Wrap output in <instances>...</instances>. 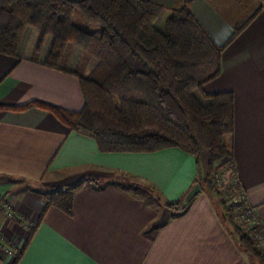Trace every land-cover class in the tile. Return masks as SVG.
Listing matches in <instances>:
<instances>
[{"label":"crops","instance_id":"crops-1","mask_svg":"<svg viewBox=\"0 0 264 264\" xmlns=\"http://www.w3.org/2000/svg\"><path fill=\"white\" fill-rule=\"evenodd\" d=\"M154 1L175 7L186 0ZM188 3L219 44L237 21L255 14L225 49L222 73L205 91L234 93L235 129L228 138L234 173L264 230V0ZM23 41L18 56L0 53V199L6 201L0 233L20 247L45 206L44 190L99 182L76 195L73 215L48 211L19 264H253L205 190L182 212L140 200L139 183L166 201L184 198L199 178L192 155L178 148L101 152L93 138L49 110L9 108L41 100L80 111L85 104L79 77L32 59L33 47ZM12 261L0 247V264Z\"/></svg>","mask_w":264,"mask_h":264},{"label":"trees","instance_id":"trees-1","mask_svg":"<svg viewBox=\"0 0 264 264\" xmlns=\"http://www.w3.org/2000/svg\"><path fill=\"white\" fill-rule=\"evenodd\" d=\"M77 13L83 25L76 23ZM254 17L235 25L229 39L219 44L188 1L168 7L154 0H0V53L18 56L26 28H38L39 51L48 36L53 38L44 64L77 75L85 99L80 111L41 100L9 108L36 106L49 110L70 130L93 138L101 152L178 148L192 155L198 170L196 183L215 194L223 209V222L251 262L264 264V248L255 231L264 232L263 228L255 215L250 216L255 222L250 227L252 235L237 224L232 204L223 196L218 182L217 168L222 161L236 171L228 140L235 129L234 93L205 91V85L222 73L225 49ZM158 21H162V27ZM76 45L97 59L88 75L66 68L65 53ZM98 182V178L82 179L44 190L45 206L36 223L29 225L27 239L20 247L9 243L15 252L11 264H19L51 208L73 215L76 195ZM142 192L139 198L149 206L160 204L176 212L188 206L183 198L169 202L150 188ZM242 193L244 202L239 205H245V212H249L252 207L243 189ZM0 204L4 208L6 201L0 199Z\"/></svg>","mask_w":264,"mask_h":264},{"label":"rangeland","instance_id":"rangeland-1","mask_svg":"<svg viewBox=\"0 0 264 264\" xmlns=\"http://www.w3.org/2000/svg\"><path fill=\"white\" fill-rule=\"evenodd\" d=\"M184 1V0H182ZM189 2V0H186ZM254 2H261L263 0H252ZM180 6V5H178ZM175 6V7H178ZM78 14V13H77ZM75 17L76 23L82 24V20L79 18V14ZM243 20L237 21L235 25L240 24ZM160 22V23H159ZM87 24V23H86ZM83 25V24H82ZM162 21H158V26L162 27ZM89 27V26H88ZM93 28H95L93 26ZM90 29V27H89ZM96 30V28H95ZM39 38H40V30L36 27L29 26L26 28L24 31L22 41L25 42V44H29L30 46L33 47V51L30 52L33 57L40 58L45 61L48 57V52L51 48L53 38L51 36H48L44 46L42 49L39 51L38 46H39ZM21 41V43H22ZM64 59L66 60V68L74 71H79L82 72L83 74L88 75L91 71L92 68H94L97 65V59L89 57L88 52L86 51L85 48L81 46H71L69 50L65 53ZM218 182L220 185L221 190L223 191V196L226 198L229 204H232V211L236 215V221L237 224L245 231L248 232L249 234L252 235V230L250 227L252 224H254L250 218L252 215L249 212H245L246 206L244 205H239L242 201L244 202V197L242 193V188H238L235 180V173L231 169L229 165H227V162L222 161L218 165ZM137 185V184H136ZM138 191L141 194L140 197L143 195V190L149 189V187H143L141 183L138 184ZM204 190H205V195L210 199V202L216 206L217 211L219 212L220 215H223V209L215 196V194L205 185ZM252 209V208H251ZM254 218V216H253ZM0 239L2 240V244H7L8 248H12L7 243V240L4 238V235L0 233ZM13 251V248H12ZM15 257V252L12 253V260Z\"/></svg>","mask_w":264,"mask_h":264},{"label":"water","instance_id":"water-1","mask_svg":"<svg viewBox=\"0 0 264 264\" xmlns=\"http://www.w3.org/2000/svg\"><path fill=\"white\" fill-rule=\"evenodd\" d=\"M203 191L202 186L200 183L194 184V186L190 189V191L186 194V196L183 198L184 205H189L197 195L201 194Z\"/></svg>","mask_w":264,"mask_h":264},{"label":"built area","instance_id":"built-area-1","mask_svg":"<svg viewBox=\"0 0 264 264\" xmlns=\"http://www.w3.org/2000/svg\"><path fill=\"white\" fill-rule=\"evenodd\" d=\"M249 213H250L252 216H254V215H255V214H254V209H251V212H249ZM252 222L255 224L254 221H252ZM254 224H252V225H254ZM255 231L258 232V233H257V236H258L259 239H260V246L264 248V232H262V231L259 230V229H256ZM0 247L6 249V250H7L8 252H10V253H13L12 249H10V248L6 247L4 244H2V240H1V239H0Z\"/></svg>","mask_w":264,"mask_h":264}]
</instances>
